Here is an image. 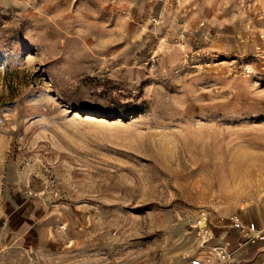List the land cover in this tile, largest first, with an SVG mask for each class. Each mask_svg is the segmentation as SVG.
Wrapping results in <instances>:
<instances>
[{
  "label": "rangeland",
  "instance_id": "rangeland-1",
  "mask_svg": "<svg viewBox=\"0 0 264 264\" xmlns=\"http://www.w3.org/2000/svg\"><path fill=\"white\" fill-rule=\"evenodd\" d=\"M201 211L263 224L264 0H0V264H192Z\"/></svg>",
  "mask_w": 264,
  "mask_h": 264
},
{
  "label": "built area",
  "instance_id": "built-area-1",
  "mask_svg": "<svg viewBox=\"0 0 264 264\" xmlns=\"http://www.w3.org/2000/svg\"><path fill=\"white\" fill-rule=\"evenodd\" d=\"M229 224L239 231L241 239L234 245L230 240L222 244L209 246L208 244L215 238V232L211 226L209 214L201 211L191 222V226L202 240L209 252L206 257H197L191 261L192 264H231L235 253L247 246H254L264 242V229L259 227L255 221L245 222L239 216L233 215L228 218Z\"/></svg>",
  "mask_w": 264,
  "mask_h": 264
},
{
  "label": "crops",
  "instance_id": "crops-1",
  "mask_svg": "<svg viewBox=\"0 0 264 264\" xmlns=\"http://www.w3.org/2000/svg\"><path fill=\"white\" fill-rule=\"evenodd\" d=\"M262 221L263 224H259V227L264 229V218ZM237 231V229L231 231L233 235L236 233L235 236H233L234 239L232 240L234 245H236L241 239L239 231ZM227 233L228 230L218 232L217 239ZM231 264H264V242L254 246L243 247L235 253L233 262Z\"/></svg>",
  "mask_w": 264,
  "mask_h": 264
}]
</instances>
